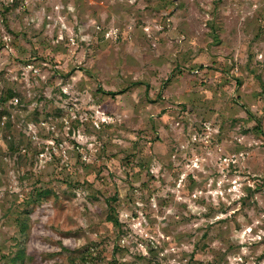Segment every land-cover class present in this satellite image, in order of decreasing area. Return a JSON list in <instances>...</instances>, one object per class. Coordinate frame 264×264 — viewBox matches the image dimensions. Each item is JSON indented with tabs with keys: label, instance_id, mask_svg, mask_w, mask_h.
<instances>
[{
	"label": "rangeland",
	"instance_id": "obj_1",
	"mask_svg": "<svg viewBox=\"0 0 264 264\" xmlns=\"http://www.w3.org/2000/svg\"><path fill=\"white\" fill-rule=\"evenodd\" d=\"M20 249L264 264V0H0V264Z\"/></svg>",
	"mask_w": 264,
	"mask_h": 264
},
{
	"label": "trees",
	"instance_id": "obj_2",
	"mask_svg": "<svg viewBox=\"0 0 264 264\" xmlns=\"http://www.w3.org/2000/svg\"><path fill=\"white\" fill-rule=\"evenodd\" d=\"M127 90L128 88L126 87L120 91H117V92L109 91L108 93L114 95V94L126 92ZM12 96L13 95L10 94L8 97L10 98ZM44 194L39 192L36 195V198L40 200L42 198L41 196H43ZM113 199H116V197H113ZM107 220L112 223L113 227L118 228V229L120 228L121 223L119 219L113 214V212H110L107 215ZM23 225H24L23 229H25L26 225L24 222H23ZM93 254L94 253L92 251L82 252L76 255L70 254L66 262L55 261L50 264H97V259L96 257L93 256ZM25 257H26L25 252L22 249H20L19 252H17L15 255L12 256L10 262L11 264H21L22 262H24Z\"/></svg>",
	"mask_w": 264,
	"mask_h": 264
}]
</instances>
